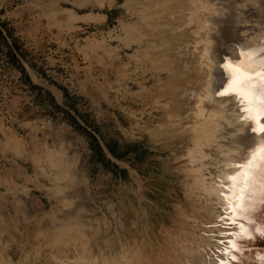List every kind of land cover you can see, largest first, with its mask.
Here are the masks:
<instances>
[{
    "label": "rangeland",
    "instance_id": "374dc122",
    "mask_svg": "<svg viewBox=\"0 0 264 264\" xmlns=\"http://www.w3.org/2000/svg\"><path fill=\"white\" fill-rule=\"evenodd\" d=\"M201 1L0 0V22L13 30L31 64L22 62L28 84L0 53V264H108L120 255L115 246L137 240L139 250L149 256L130 254L125 264H217L224 255L220 248L232 228L220 226L215 201L192 189L200 175L211 191L219 165L207 159L196 165L204 168L197 175L187 154L191 130L203 121L194 112L204 95L209 65L204 39L227 18L224 25L240 38L252 37L263 26L255 7L244 0ZM172 19L173 24L165 23ZM160 27L189 35L174 50L181 68L173 71L186 72L178 77L182 81L166 75L174 65L170 59L157 58L167 43L158 35ZM233 45L221 48L227 53ZM141 70L145 76H161L147 82ZM173 83L183 85L188 101L178 114L179 106L171 100ZM156 85L166 101L155 93ZM63 89L68 97H63ZM50 97L97 140L102 155L90 147L87 133L76 131L64 113L52 107ZM162 107L169 109L164 120L156 115ZM232 115L235 118L236 112ZM85 121L92 122L97 133ZM111 142L136 145L135 156L113 159L104 147ZM147 234L175 239L164 242L167 254H157L159 244L148 246ZM258 246L263 248L256 253ZM247 247L240 256L247 258V252L258 262L259 252L264 255V239L257 237ZM151 257L155 259L149 261Z\"/></svg>",
    "mask_w": 264,
    "mask_h": 264
},
{
    "label": "bare ground",
    "instance_id": "6f19581e",
    "mask_svg": "<svg viewBox=\"0 0 264 264\" xmlns=\"http://www.w3.org/2000/svg\"><path fill=\"white\" fill-rule=\"evenodd\" d=\"M164 1V0H163ZM171 1V0H170ZM176 1V0H174ZM182 1V0H181ZM184 1V0H183ZM187 1V0H186ZM199 1V0H198ZM201 1V0H200ZM203 1V0H202ZM201 1V2H202ZM245 2L252 4V6L255 7V13L256 16H258V22L262 24L263 27L259 28L258 30H256V34H254L252 37L250 38H244V37H236V35L230 30L229 27H226L224 25L225 21H229L230 18H227L224 20H221L219 23V26L217 28L214 29V33L209 34L207 33L206 38L204 39V42L206 41V44L203 48V52L204 55L206 57V60H208L209 65L206 67L207 69L206 71V80L204 82V95L202 97H199L198 100V105L196 107V111L195 116L196 117H202L203 121L198 123L197 125L193 126L191 132H192V136L190 138V145L191 148L190 150H188V155L190 158V162L193 166L197 167L196 165L201 164V163H207L204 161H208V163H210L211 165H219V169H218V174L215 175V182L213 181L211 183L212 188L211 191H206V182L202 181L200 178L201 176L199 175V172L202 171V169L204 170L203 166L197 167V170H193V172H195L197 175H199V182H194L196 184H193L192 189H196L197 191H200L202 193L201 197H204L207 201H215L218 209H220V211H223V205L221 204V196H220V190H219V184L223 181L224 177L226 175L229 174V171L227 169L225 170H221V168H224L225 162L231 163L232 162V158L235 157H239L240 156V152L237 151L234 148H226L223 146V141H224V133L226 131V126L227 125H231L233 122L235 123H239V114L237 112V108L238 105L235 104V102H229L227 99L219 97V96H214L212 94V91L210 90V86L212 84L213 79H217V81L219 82V78L223 77V83L226 85L227 81H228V75L227 73H225L224 70V66L226 64H230V60L229 57L232 58V60H235L236 63H240L242 61L251 63L253 66L259 65L261 60H264V56L260 55V52L262 49H264V0H244ZM166 2V1H165ZM195 2V1H194ZM186 3V2H185ZM197 3V2H196ZM166 4V3H165ZM173 4V3H172ZM191 4V2H190ZM194 4V3H193ZM191 4V5H193ZM235 4V3H234ZM246 4V3H245ZM179 5V3L177 4ZM188 5V4H187ZM198 5L200 6V3H198ZM238 5V3L236 4ZM241 5V4H240ZM243 5V4H242ZM184 6L182 5L181 2V7ZM195 6V5H193ZM222 6V5H221ZM179 7V8H181ZM185 7V6H184ZM183 7V8H184ZM188 7V6H187ZM171 8V7H170ZM178 8V7H177ZM178 8V9H179ZM182 8V9H183ZM189 9H191V7H188ZM196 9V8H195ZM199 9V8H198ZM177 10V9H176ZM193 10V9H192ZM180 11V10H177ZM183 11V10H182ZM181 11V12H182ZM189 11V10H188ZM191 11V10H190ZM172 12V11H171ZM173 13V12H172ZM176 13V12H175ZM184 13V12H183ZM186 13V12H185ZM193 14V12H191ZM189 14V13H188ZM196 14V13H195ZM194 14V16H195ZM174 15V14H173ZM207 15V14H206ZM176 16V15H174ZM193 17V15H191ZM205 16V15H204ZM170 17V16H169ZM168 17V18H169ZM164 18V17H163ZM177 18V16H176ZM179 18V17H178ZM184 18V17H183ZM208 18V17H207ZM167 19V18H166ZM181 19V18H180ZM185 19V18H184ZM196 19V17H195ZM198 19V18H197ZM200 19V18H199ZM159 20V19H158ZM175 20V19H174ZM188 20V19H187ZM146 21V20H145ZM176 21V20H175ZM181 21V20H179ZM186 21V20H185ZM199 21V20H198ZM211 21H216L215 19H211ZM173 19L172 21H166L165 23H169V24H173ZM184 22V20L182 21ZM190 22V20H189ZM219 22V21H218ZM201 22L196 23L195 24H200ZM190 24V23H189ZM176 25V24H175ZM178 25V24H177ZM182 25V24H180ZM187 25V24H185ZM202 25H203V21H202ZM169 26V25H168ZM190 26V25H189ZM198 26V25H197ZM196 26V27H197ZM209 26V25H207ZM172 27V26H171ZM192 27V26H191ZM191 27H189L188 29H190ZM202 27V26H201ZM201 27L199 28V30H201ZM184 28L181 27V29ZM211 29L213 27H210ZM209 28V29H210ZM174 29V27H172V30ZM203 29V27H202ZM206 29V28H205ZM207 29V31L209 30ZM171 30V29H169ZM169 30L166 29V27H160V29L158 30V35L161 38H164L167 40V43L165 45H162L161 48V52H159L157 54V58H159L160 60L162 59L163 62H165V60L169 59L173 62L174 65H172V70H170V72H167V76L171 77V79H175L177 80L178 77H183L186 76V72L182 71L181 72H174L173 69H180L181 68V63L175 58V53L174 50H179L178 46L180 43L183 42V39H186V36L188 34H185V31L182 34H173L171 33ZM183 30V29H182ZM181 30V31H182ZM187 30V29H186ZM191 30V29H190ZM196 33L197 28L195 29ZM188 31V30H187ZM193 31V30H192ZM191 31V32H192ZM205 31V30H204ZM152 32V31H151ZM175 32V31H174ZM178 32V33H179ZM206 32V31H205ZM189 33V32H188ZM194 33V32H193ZM203 33V32H202ZM206 34V33H205ZM189 36V35H188ZM187 36V37H188ZM201 37V35H199ZM158 37V36H157ZM191 37V36H190ZM183 38V39H182ZM196 38V35H195ZM238 38V39H237ZM151 39V38H150ZM190 39V38H189ZM192 39V38H191ZM194 39V37H193ZM197 39V38H196ZM199 40H203L202 38H198ZM152 40V39H151ZM188 40V39H187ZM186 40V41H187ZM198 40V41H199ZM143 41V40H142ZM190 42V40H189ZM194 42V41H193ZM203 42V41H202ZM186 43V42H185ZM225 43H233L235 45H233L232 48H226V50L228 51L227 53L224 52V50L221 48V45L225 44ZM196 44V42H195ZM198 45V44H197ZM181 46V45H180ZM186 46V44H185ZM182 47V46H181ZM180 47V48H181ZM241 49H243V51L247 54V57L242 56L241 55ZM202 53V52H201ZM201 55V54H200ZM204 59V58H203ZM159 60V61H160ZM205 60V59H204ZM206 62V63H208ZM142 63V62H141ZM159 64V63H157ZM205 64V62H204ZM257 71H259V68L257 67L256 69ZM145 71L141 70L140 75L143 77V80H146L147 82H152L155 83L158 78L161 76L158 73H154V74H149L147 76H145ZM179 79V78H178ZM181 80V79H179ZM182 81V80H181ZM130 86H134L133 83H128ZM174 84V83H173ZM202 84V83H201ZM161 86L160 85H156L155 86V93L160 96L161 98H163L166 101V94L162 93V90H160ZM168 88V87H167ZM171 88V94H172V99L173 100V105H175V107L179 108V110L175 111V114L180 113V108L182 110H184V105L186 104L187 99L185 97V95L183 94V85H178L174 84L172 85ZM200 88V87H199ZM166 89V88H164ZM170 90V89H169ZM202 91V90H201ZM164 92V91H163ZM166 92V91H165ZM194 92V91H193ZM196 92V91H195ZM170 94V93H169ZM196 94V93H195ZM203 94V93H202ZM170 97V96H169ZM198 97V96H197ZM159 99V98H158ZM197 99V98H196ZM163 101V102H165ZM169 101V100H168ZM221 101H223V103H221ZM168 103V102H166ZM172 104V103H171ZM188 105V104H187ZM171 106V105H170ZM186 106V105H185ZM174 107V106H173ZM188 107V106H187ZM171 108V107H170ZM194 111V110H193ZM169 112V109L167 107H162L159 109V111L156 112V115L159 116V118L161 120H164V115L166 116V114ZM171 112V111H170ZM233 112H236V117L234 118V116L232 115ZM172 113V112H171ZM184 113V112H182ZM187 113V112H186ZM190 113V112H189ZM188 113V116H189ZM191 114V113H190ZM181 115V114H180ZM171 116V115H170ZM175 116V115H174ZM181 117V116H180ZM195 117V118H196ZM172 118V117H171ZM174 118V117H173ZM194 118V117H192ZM159 119V120H160ZM167 119V118H166ZM184 119V118H181ZM152 120V119H151ZM169 120V119H167ZM188 120V119H186ZM172 121V120H171ZM180 121V119H179ZM185 121V120H184ZM198 121V120H197ZM170 122V121H169ZM183 122V121H182ZM181 122V123H182ZM186 122V121H185ZM194 123V122H193ZM176 125V124H175ZM179 126V125H178ZM177 126V128H179ZM180 126H182L180 124ZM169 128H172V131L176 130L174 128L176 127H170L167 126ZM189 127V126H188ZM167 129H165L167 131ZM174 129V130H173ZM180 129V128H179ZM188 129V128H187ZM189 130V129H188ZM182 131V129H181ZM163 133H166L165 131H162ZM176 132V131H175ZM187 133V132H186ZM181 134V132H180ZM183 134V133H182ZM249 135H253L249 132ZM175 136V135H174ZM179 139V138H178ZM253 139L255 141H259V137L258 136H254L253 135ZM189 142V141H188ZM180 143V142H179ZM164 147V146H163ZM212 150H215L216 156H213L212 154ZM156 151V150H155ZM187 152V151H186ZM205 156H207L205 158ZM218 156V158H216ZM205 158V159H204ZM208 159V160H207ZM187 162V161H186ZM189 162V161H188ZM189 164V163H188ZM187 165V164H186ZM190 166V165H188ZM185 167V165H184ZM189 169V167H188ZM194 169V168H192ZM196 169V168H195ZM185 170V169H184ZM188 172V171H187ZM192 172V173H193ZM191 173V172H189ZM186 174V173H185ZM188 174V173H187ZM186 174V175H187ZM194 175V174H192ZM194 177H192L193 179ZM197 180V179H196ZM186 191V190H185ZM196 191V192H197ZM193 192V191H192ZM195 192V193H196ZM192 193V194H195ZM199 194V193H198ZM197 194V195H198ZM211 194V195H209ZM196 195V194H195ZM261 195H262V189L260 187V181H257V187L254 189L253 192V199L255 202V212L252 214V218L253 220L256 222V224L259 226L261 224H264V205H259L261 203ZM195 198V197H194ZM193 198V199H194ZM200 199V197H198ZM204 199V200H205ZM205 200V201H206ZM197 202V201H195ZM192 203V202H191ZM199 203V202H198ZM193 204V203H192ZM195 204V203H194ZM193 204V206H194ZM202 205V204H201ZM196 206V205H195ZM200 206V205H199ZM190 207V206H189ZM204 207V206H203ZM200 211V210H199ZM186 212V211H185ZM201 212V211H200ZM199 212V214H200ZM209 212V211H208ZM194 213V212H193ZM196 213V212H195ZM198 213V212H197ZM197 215V214H196ZM195 215V216H196ZM179 216V215H178ZM201 216V215H200ZM203 216V215H202ZM220 214H217V216L215 217H219ZM206 217V216H205ZM185 218V217H184ZM197 217H195L196 219ZM188 219V218H187ZM186 219V220H187ZM182 220V219H181ZM201 220V219H200ZM204 222V221H203ZM186 224V223H185ZM205 224V223H204ZM203 224V225H204ZM217 224V223H216ZM182 225V224H181ZM189 226V225H188ZM160 227V226H159ZM177 227V226H175ZM186 227V226H185ZM203 227V226H202ZM180 228V227H179ZM198 228V227H197ZM205 229V228H204ZM238 229V228H236ZM199 230V229H198ZM232 230V229H231ZM184 231V230H183ZM239 231V230H238ZM165 232V231H164ZM155 234V233H154ZM154 234H147L149 239L148 241L150 242L148 246L153 245V241L157 242L159 245L156 247L157 250L156 253H161V252H165L168 250H164V242L167 243L168 240H173L175 238H171L170 235H154ZM128 237H126L127 239L131 240L132 236H134L131 232H129V234L127 235ZM187 236V235H186ZM147 237V238H148ZM188 237V236H187ZM190 237V236H189ZM193 238V237H191ZM137 240V239H135ZM177 243L179 242L180 245H183L180 243L181 240L176 239ZM194 241V240H193ZM247 242H244L243 245V250L242 252H245L246 249H248L249 247H247ZM138 243L137 241H126L124 242V244H122V246H119L117 249L115 246V250L119 251V256H117V258H113V260H111L110 263L112 264H125V263H129L127 262L129 259V255L130 254H135L138 255V252H142V250L140 251L139 249H142L141 245ZM168 245V244H167ZM177 247V246H176ZM217 248H219V246L216 245ZM263 248V247H261ZM170 249V248H168ZM184 249V248H183ZM148 250V249H147ZM164 250V251H163ZM149 251V250H148ZM182 251V250H181ZM184 251V250H183ZM220 251L222 252V254H224L227 251L226 245H224L222 248H220ZM259 251V250H258ZM257 249H255V252L258 253ZM174 252V251H173ZM262 252V251H261ZM260 252V253H261ZM143 254L147 255V257L149 256L147 252H142ZM186 251L182 254L185 256ZM167 254V253H166ZM175 254V253H174ZM247 254V253H246ZM254 254V252H253ZM262 254V253H261ZM160 255V254H159ZM143 256V255H142ZM141 255L139 257H142ZM161 256V255H160ZM169 256V255H167ZM264 256V255H263ZM133 257H136L133 255ZM156 258V256H154ZM151 257L149 259L152 260ZM166 257V256H165ZM170 257V256H169ZM245 255H241L240 253L237 254V260L243 264H246V262H252L253 264H260V259L258 262H254V261H250L248 258L244 259ZM248 257V256H247ZM262 257V256H260ZM143 258V257H142ZM154 258V259H155ZM160 258V257H158ZM172 258V257H171ZM218 261L216 262L217 264H221L222 261H224V264H230L229 263V257L225 256V255H221L218 257ZM254 260L255 257L253 256ZM81 259V258H80ZM79 259V260H80ZM84 259V258H83ZM138 259V258H137ZM164 259V258H163ZM78 260V261H79ZM141 260V258H140ZM168 260V259H167ZM178 260V259H177ZM176 260V261H177ZM89 261V260H87ZM148 261V260H147ZM208 261V260H207ZM84 262V261H83ZM108 263V264H110ZM81 264V263H80ZM87 264V263H86ZM143 264V263H142ZM200 264V263H199ZM204 264V263H203ZM249 264V263H248Z\"/></svg>",
    "mask_w": 264,
    "mask_h": 264
},
{
    "label": "snow or ice",
    "instance_id": "6c2138e0",
    "mask_svg": "<svg viewBox=\"0 0 264 264\" xmlns=\"http://www.w3.org/2000/svg\"><path fill=\"white\" fill-rule=\"evenodd\" d=\"M241 55L247 57L243 49ZM260 55L264 56V49ZM229 60L230 64L224 66L228 75L227 84L223 83V77L219 78V82L214 78L210 90L214 96L238 105L240 122L226 126L223 146L236 149L240 156H234L231 163L225 162L224 168H221L227 169L229 174L219 184L223 211L217 209L221 217L220 226L227 224L232 228L231 233L224 229L229 236L224 255L230 258L232 264H237V254L243 250L244 242L257 237L264 239V224L258 226L252 218L255 212L253 192L258 180L262 189L261 203L264 205V60L256 66L245 61L236 63L231 57ZM249 132L258 136L259 141H255ZM212 154L216 156L215 150ZM237 227L239 231H236ZM260 264H264V256Z\"/></svg>",
    "mask_w": 264,
    "mask_h": 264
},
{
    "label": "trees",
    "instance_id": "16d2710c",
    "mask_svg": "<svg viewBox=\"0 0 264 264\" xmlns=\"http://www.w3.org/2000/svg\"><path fill=\"white\" fill-rule=\"evenodd\" d=\"M0 53L3 56V58L6 60V63L15 68L22 77L26 80L28 84H30L29 78L27 76L26 70L22 64V62H27L26 59V51L23 49L21 43L19 40L14 36L13 30L8 27V25L5 22H0ZM30 67L31 64L27 62ZM63 97H68V93L66 90H62ZM52 107L57 110L64 113L68 124L74 128L76 131L79 132H85L88 134V132L82 128L76 121V119L70 115L66 110L61 108L59 105L56 104L54 99L50 97ZM70 109L72 112H74V115L81 117L79 112L72 106H70ZM86 125H88L92 131L97 133V128L92 122L85 121ZM89 135V139L91 140L90 147L94 149L99 155H102V149L97 142V140ZM105 149L107 150L108 154L117 161H123L128 153H132L134 156L136 154V145H128V146H122L119 147L117 142H111V143H105L104 144ZM108 164H111L112 167L117 168L115 164L107 162ZM120 173L124 176L125 171L121 170Z\"/></svg>",
    "mask_w": 264,
    "mask_h": 264
},
{
    "label": "water",
    "instance_id": "95a60500",
    "mask_svg": "<svg viewBox=\"0 0 264 264\" xmlns=\"http://www.w3.org/2000/svg\"><path fill=\"white\" fill-rule=\"evenodd\" d=\"M254 242V241H253ZM252 248V247H251ZM257 248H259L260 250H261V246H258V247H256V249ZM253 249V248H252ZM254 251H255V249H254ZM247 253V252H246ZM260 253V252H259ZM262 253V252H261ZM259 254L260 256H262L263 254ZM246 256H248L247 258L250 260V261H254V262H256V260H254V258H253V256H251V255H248V253L246 254ZM247 258H244V259H247ZM249 264H253L252 262H248ZM247 262H246V264H248ZM241 264H243V263H241Z\"/></svg>",
    "mask_w": 264,
    "mask_h": 264
}]
</instances>
